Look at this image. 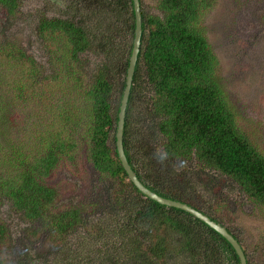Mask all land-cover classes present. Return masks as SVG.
Segmentation results:
<instances>
[{
  "label": "trees",
  "instance_id": "16d2710c",
  "mask_svg": "<svg viewBox=\"0 0 264 264\" xmlns=\"http://www.w3.org/2000/svg\"><path fill=\"white\" fill-rule=\"evenodd\" d=\"M19 1L0 0V7L12 16ZM64 1L69 15L42 17L37 26L48 70L17 41L0 40V89L5 81L9 85L6 98L0 97V199L6 198L33 223L31 236L48 235L51 243H58L82 228L81 238L99 243L81 253L70 246L51 248L56 257L44 264H239L230 243L205 222L146 197L118 158L115 128L134 36L132 0ZM207 6V0H158L161 16L146 15L141 7L123 147L146 187L220 222L188 194L192 179L206 186L214 179L209 170L226 176L264 212V153L238 126L237 112L216 77L219 61L200 27L199 15ZM99 12L106 23L102 18L98 24L91 21ZM95 31L103 35L97 38ZM92 54L107 63L85 79L83 59ZM13 102H25L32 114L44 110L50 124L35 133L22 132ZM139 121L143 125L137 130ZM5 124L10 131L2 129ZM51 125L62 127L66 135ZM156 134L162 139L159 145ZM77 137L86 140L98 176L115 185L106 214L94 221L82 206L55 208L58 188L48 182L63 157L73 159ZM226 229L252 264L238 235ZM8 237L0 220V247Z\"/></svg>",
  "mask_w": 264,
  "mask_h": 264
},
{
  "label": "rangeland",
  "instance_id": "374dc122",
  "mask_svg": "<svg viewBox=\"0 0 264 264\" xmlns=\"http://www.w3.org/2000/svg\"><path fill=\"white\" fill-rule=\"evenodd\" d=\"M19 2L18 11L12 16L7 15L0 7V40L17 41L28 54L43 65L44 70H48L47 53L37 34V26L42 17L51 19L55 16L69 15L68 4L64 0ZM207 2V8L201 10L199 15L200 27L211 51L219 61L216 77H219L221 86L237 112L238 126L264 153V0H207ZM157 3L158 0H142V10L146 15L161 16V12L156 8ZM98 14L91 21L97 23L103 20L106 23L105 15L102 12ZM77 19L78 17L74 18ZM95 22L90 24H96ZM99 27L102 28L101 25ZM95 32L97 38L103 35ZM108 34L109 30H106L104 36ZM101 61L102 57L90 55L86 60L83 59L85 79L90 78L98 65L107 63L106 59ZM3 84L5 88L9 86L8 81ZM5 88L0 89V97L3 100L6 98ZM49 101L54 100L52 98ZM28 107L25 102L21 104L13 102L14 111L21 120L17 129L29 134L50 124L48 116H44L46 115L44 110L32 114L27 110ZM141 120L145 121L146 126L152 125L148 118ZM135 124L138 130L143 122ZM52 127L54 132L59 131L60 136L66 135L63 134L62 127ZM2 129L10 131L7 124ZM76 141L77 148L73 159L63 157L48 178V182L58 188L59 196L55 208L79 205L84 207V215L94 217L91 219L94 221L106 214L105 211L110 204L109 192L115 189V185L109 178L99 177L93 169L87 154L86 140L77 137ZM161 141V136L156 134L154 143L159 145ZM187 163H175L173 168L177 169ZM209 171L214 179L206 186L192 179L188 194L201 209L209 210L222 224L238 235L244 249L250 255L252 264H264V212L255 206L232 179ZM215 188L218 190L215 191ZM0 220L7 225L9 232L6 243L0 247L3 264H44L45 261H53L56 257L54 253H49L48 250L51 248L64 250L70 246L72 250L81 253L87 247L99 246V243L81 238L84 234L82 228L58 243H51L48 235L31 236L30 229L33 228V223L15 210L4 197L0 199ZM54 244L57 245L52 246Z\"/></svg>",
  "mask_w": 264,
  "mask_h": 264
},
{
  "label": "water",
  "instance_id": "95a60500",
  "mask_svg": "<svg viewBox=\"0 0 264 264\" xmlns=\"http://www.w3.org/2000/svg\"><path fill=\"white\" fill-rule=\"evenodd\" d=\"M133 3V11H134V36L132 42L131 54L128 61V66L126 69V77H125V87L120 99L119 108L117 112V122L115 128V147L118 154V158L122 164V167L127 173L128 179L148 198L155 200L158 203L164 204L166 206H172L179 209H182L194 217H197L201 221L205 222L208 226L222 235L233 247L235 253L239 258V264H247L246 256L243 248L237 239L226 229L224 225L220 222L211 219L205 213L195 209L189 204L178 201L175 199L167 198L157 194L155 191H152L148 187H146L143 182L135 175L133 169L131 168L123 147V129H124V118L126 114L127 102L129 97L130 86L133 78L135 63L137 59V53L139 50L140 37L142 32V16H141V6L139 0H132Z\"/></svg>",
  "mask_w": 264,
  "mask_h": 264
},
{
  "label": "clouds",
  "instance_id": "9594fccd",
  "mask_svg": "<svg viewBox=\"0 0 264 264\" xmlns=\"http://www.w3.org/2000/svg\"><path fill=\"white\" fill-rule=\"evenodd\" d=\"M222 224V223H221ZM222 225H224V224H222ZM225 226V225H224ZM226 227V226H225Z\"/></svg>",
  "mask_w": 264,
  "mask_h": 264
}]
</instances>
